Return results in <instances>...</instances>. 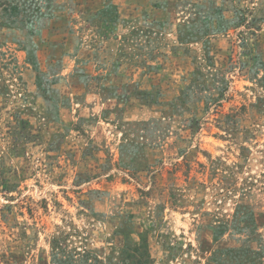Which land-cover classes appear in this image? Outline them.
Returning a JSON list of instances; mask_svg holds the SVG:
<instances>
[{
	"label": "rangeland",
	"instance_id": "1",
	"mask_svg": "<svg viewBox=\"0 0 264 264\" xmlns=\"http://www.w3.org/2000/svg\"><path fill=\"white\" fill-rule=\"evenodd\" d=\"M0 264H264V0H0Z\"/></svg>",
	"mask_w": 264,
	"mask_h": 264
}]
</instances>
